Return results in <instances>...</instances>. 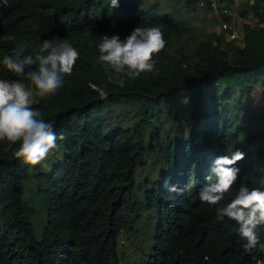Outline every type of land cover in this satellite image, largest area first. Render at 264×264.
Returning a JSON list of instances; mask_svg holds the SVG:
<instances>
[{
	"label": "trees",
	"instance_id": "trees-1",
	"mask_svg": "<svg viewBox=\"0 0 264 264\" xmlns=\"http://www.w3.org/2000/svg\"><path fill=\"white\" fill-rule=\"evenodd\" d=\"M175 1L186 14L209 10ZM252 8L264 22L260 3ZM174 11L165 0H119L115 8L109 0H0V79H23L2 63L18 46L34 55L59 36L80 53L57 92L32 106L64 136L51 157L28 165L14 156L19 142L0 141V264H120L119 236H132L142 219L152 229L137 264H264V225L248 252L236 222L218 219L217 206L198 195L227 149L245 158L220 205L264 175V92L252 96V83L264 82V28L245 24L231 61L174 43ZM137 26L159 27L166 44L153 57L155 74L133 80L100 62L97 45ZM85 33L95 36L81 42ZM31 175L45 201L38 234L24 199Z\"/></svg>",
	"mask_w": 264,
	"mask_h": 264
},
{
	"label": "clouds",
	"instance_id": "clouds-1",
	"mask_svg": "<svg viewBox=\"0 0 264 264\" xmlns=\"http://www.w3.org/2000/svg\"><path fill=\"white\" fill-rule=\"evenodd\" d=\"M119 6V0H109V7ZM164 34L159 27H135L121 39L118 34L103 35L98 43L99 61L109 65L117 73L129 79L144 74H155L153 57L165 48ZM25 46H18L10 55L3 57V65L21 79H0V141L10 144L19 142L14 156L28 165H38L49 153L58 148L57 136L52 123L42 118V113L32 106L41 98L53 95L63 85L64 77L71 76L79 51L65 38L54 36L44 39L37 53L24 55ZM36 65L34 70L25 71ZM124 86V80L119 81ZM245 158L240 149H227L215 158L211 175L199 190L202 203L216 207V216L234 220L239 235L246 240L244 248L251 252L259 243L257 228L264 225V175L254 176L249 187L242 182L231 200L220 205L226 194H231L240 168L237 163ZM169 191H177L169 185Z\"/></svg>",
	"mask_w": 264,
	"mask_h": 264
},
{
	"label": "rangeland",
	"instance_id": "rangeland-1",
	"mask_svg": "<svg viewBox=\"0 0 264 264\" xmlns=\"http://www.w3.org/2000/svg\"><path fill=\"white\" fill-rule=\"evenodd\" d=\"M193 3L197 4V0H191ZM221 2L223 6L234 7V2L232 0H218ZM168 5H171L176 10V16L171 15L177 25V37L173 39L174 43H187L193 49V52L198 49L200 46H203L207 49V51L217 52L220 56L224 57L227 60H239V57L236 55L235 50H232V45H243L245 43V32L243 25L236 22L235 20L231 21L232 29H235L238 33V37L231 38L229 36L231 31L223 30L221 26V22L218 16L214 14V12L208 7V11H189L188 14L184 12V5L177 3L175 0H165ZM176 4L177 6H175ZM242 4V3H241ZM239 4V5H241ZM145 5V3H142ZM244 7V5H241ZM251 16L247 19L249 20L247 24L252 25L254 28H264V22L258 21L257 17L254 15L253 8H250ZM239 14L242 12L240 9L237 11ZM183 18V19H182ZM242 21V20H240ZM260 32H263L262 30ZM95 34L93 33H85V35L80 39L81 42H86L93 38ZM183 42V43H180ZM171 46L172 50L179 48V46ZM184 46V45H183ZM187 49V51H186ZM183 51V47L181 48ZM185 51L188 52L189 49L185 45ZM186 57L191 59L189 52L186 54ZM11 80V79H10ZM23 80V79H21ZM254 91L252 92L255 97L259 98L262 91L264 92V82H260V80L253 82ZM262 103L264 104V94L261 98ZM51 157V154L47 157L48 159ZM31 179L25 182L24 186V199L28 204L29 209L32 212V223L35 228V233L38 234L44 219V206L45 201L43 198H40L36 194L35 185L36 181L33 175H31ZM145 219L140 221V226L137 228L135 233L132 236H127L124 233H121L119 236V245H118V255L120 264H137L139 260V256L141 253L147 250L148 244V229H152V225H148L144 223ZM143 249H145L143 251ZM143 251V252H142Z\"/></svg>",
	"mask_w": 264,
	"mask_h": 264
},
{
	"label": "built area",
	"instance_id": "built-area-1",
	"mask_svg": "<svg viewBox=\"0 0 264 264\" xmlns=\"http://www.w3.org/2000/svg\"><path fill=\"white\" fill-rule=\"evenodd\" d=\"M197 3L199 6L210 7V9L214 12V14L219 17L222 28L231 31L229 34L231 38L238 37V33L236 32V30L235 29L231 30L232 28L231 20L224 18V16L231 15V10L229 9V7L223 6L221 2H219L218 0H197Z\"/></svg>",
	"mask_w": 264,
	"mask_h": 264
},
{
	"label": "crops",
	"instance_id": "crops-1",
	"mask_svg": "<svg viewBox=\"0 0 264 264\" xmlns=\"http://www.w3.org/2000/svg\"><path fill=\"white\" fill-rule=\"evenodd\" d=\"M234 2V7H232L234 9V11L232 9L231 10V15L230 16H224L228 17L225 19H229V20H235L236 22L240 23V24H244V23H248V17L251 16V9L254 6V3L256 1H258L261 5L262 8H264V0H232ZM244 5V7H242V4ZM241 4V5H239ZM240 9V11L242 12L241 14H239L237 11ZM242 20V21H240ZM249 25V24H248ZM245 26V24L243 25V27ZM252 26V25H250ZM244 32H245V28H244Z\"/></svg>",
	"mask_w": 264,
	"mask_h": 264
}]
</instances>
